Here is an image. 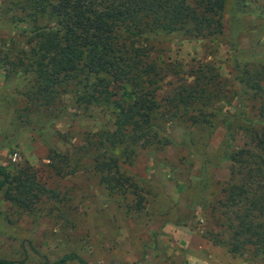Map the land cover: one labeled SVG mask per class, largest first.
Segmentation results:
<instances>
[{
	"label": "trees",
	"instance_id": "1",
	"mask_svg": "<svg viewBox=\"0 0 264 264\" xmlns=\"http://www.w3.org/2000/svg\"><path fill=\"white\" fill-rule=\"evenodd\" d=\"M0 0V29L6 39L0 46V67L22 71L28 87L23 93L35 112L52 116L44 128L52 129L68 114V106L103 108L100 130L89 140L91 160L85 166L97 174L110 193L135 192L137 185L120 172V161L132 163L136 148L163 147L166 124L186 118L206 125L213 115V100L220 96V78L206 61L190 67L180 82L162 90V82L175 66L152 56L154 40L223 41L232 51L234 80L261 101L257 117L261 131L251 134L257 152L243 160L231 158L230 178L222 185V198L208 208L205 235L213 244L252 264H264V85L256 67L247 69L235 46L238 23L248 9L246 0ZM6 41V42H5ZM23 41L25 48L19 46ZM236 95V94H235ZM69 97L66 104L63 97ZM240 104L242 95L239 96ZM230 121L220 163L229 160L233 140ZM251 155V156H250ZM60 170L76 171L69 156L54 152L48 157ZM245 160L251 163H245ZM206 164L202 180L208 178ZM204 190L206 191L205 184ZM49 192L28 165L0 164V194L23 210L33 208ZM204 198V200H203ZM140 201L137 205L140 206ZM182 225H186L185 223ZM90 264L79 255L64 254L52 264ZM0 264H25V259L0 258ZM43 264H51L47 259Z\"/></svg>",
	"mask_w": 264,
	"mask_h": 264
},
{
	"label": "rangeland",
	"instance_id": "2",
	"mask_svg": "<svg viewBox=\"0 0 264 264\" xmlns=\"http://www.w3.org/2000/svg\"><path fill=\"white\" fill-rule=\"evenodd\" d=\"M230 3L227 0L224 10L225 30ZM246 3L261 15L240 17L237 54L247 69L256 67L264 73V0ZM7 37L0 29V46ZM19 46L25 48L23 41ZM152 56L175 66L162 82V90L180 82L190 67L206 61L219 74L220 96L227 91L228 97L212 101L208 124L172 119L165 126L163 147L136 148L132 163L120 161V172L137 185L135 192L125 195L110 193L97 174L83 169L93 153L87 152L89 140L105 122L100 117L104 109L69 105V115L58 119L52 129L38 133L35 129L44 128L52 116L29 106L23 93L29 84L22 71L12 73L9 67H0V164L30 166L49 190L27 211L0 194V258L25 259V264H43L47 259L52 264L73 252L90 264H187L186 242L166 232L165 228L173 226L184 235L192 232L206 240L201 241L207 248L205 264H252L205 235L208 210L199 202L205 196L206 206L212 208L230 178L231 158L244 161L246 153L250 160L248 155L257 152L251 134L261 131L257 117L261 101L251 90L240 94L243 90L233 78L232 51L225 40L155 39ZM261 82L264 85V74ZM63 100L70 101L67 96ZM227 121L233 134L230 159L217 168L227 141ZM54 152L67 154L70 166L80 162L76 171L70 172L71 167L65 165L59 170L51 164L47 157ZM206 160L208 178L204 181ZM247 160L246 164L251 163ZM213 247L220 249L215 259L209 258L214 255Z\"/></svg>",
	"mask_w": 264,
	"mask_h": 264
},
{
	"label": "crops",
	"instance_id": "3",
	"mask_svg": "<svg viewBox=\"0 0 264 264\" xmlns=\"http://www.w3.org/2000/svg\"><path fill=\"white\" fill-rule=\"evenodd\" d=\"M173 227V226H170ZM170 227L166 229V232L168 231L174 238L178 239V240H184L186 242L185 244V248L188 249V251H185V259L187 261V264H198L199 262H201V264H205L208 263V257L205 255V250L207 248H203L205 247V243L201 242L203 241L202 238L200 239L198 237L197 234H193L191 232V234H186L184 235V233L182 231H180L178 228L177 229H173L171 230ZM194 241V243H192ZM206 241V240H204ZM204 244V245H203ZM210 245V244H208ZM207 246V245H206ZM208 247V246H207ZM213 249V254L209 255V258L211 259H215V255L219 254V248H212ZM200 264V263H199Z\"/></svg>",
	"mask_w": 264,
	"mask_h": 264
}]
</instances>
